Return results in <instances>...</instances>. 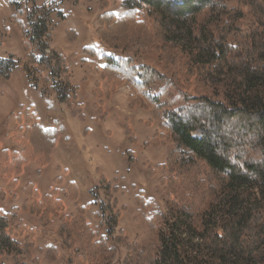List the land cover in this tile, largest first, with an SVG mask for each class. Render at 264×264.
Wrapping results in <instances>:
<instances>
[{
    "label": "trees",
    "instance_id": "obj_1",
    "mask_svg": "<svg viewBox=\"0 0 264 264\" xmlns=\"http://www.w3.org/2000/svg\"><path fill=\"white\" fill-rule=\"evenodd\" d=\"M13 6L18 12L19 4ZM125 7L123 16L105 9L98 19L97 35L114 54L102 55L105 66L94 90L95 108L108 115L106 102L129 84V109L151 111L159 125L144 146H167V159L156 170L170 174L159 180L166 210L142 190L135 196L139 231L128 244L126 263L264 264V0H125ZM51 12L48 3L34 4L27 14L29 28L16 13L12 18L30 63L50 68L46 83H53L60 101L66 102L73 93L77 99L79 86H73L66 57L50 48ZM140 38L156 50L157 65L143 62L139 49L128 51L132 40ZM19 66L16 55L0 56V80L11 79ZM24 68L29 75L30 66ZM60 75H65L64 83L53 80ZM5 124L7 135L23 148L0 149V204L18 197V177L26 165L51 162L65 134L58 120L44 128L32 107L10 114ZM126 134L132 144L138 142L128 125ZM127 153L135 162L133 150ZM198 162L212 170L214 180L208 198L194 206L176 196L181 173ZM58 171L50 193L41 194L28 183L21 206L0 208V258L34 247L33 228L13 220L28 213L42 227L60 220L57 233L68 264H108L110 235L127 209L120 207L119 180L101 176L109 200L101 201L95 225L87 218L90 205L66 213L65 200L77 201L80 191L75 182H66L65 169ZM62 248L49 244L42 251L54 260Z\"/></svg>",
    "mask_w": 264,
    "mask_h": 264
},
{
    "label": "crops",
    "instance_id": "obj_2",
    "mask_svg": "<svg viewBox=\"0 0 264 264\" xmlns=\"http://www.w3.org/2000/svg\"><path fill=\"white\" fill-rule=\"evenodd\" d=\"M5 27L8 28V33L3 35ZM70 32V30L67 32L68 35ZM22 42V33L11 20L0 23V55L15 54L21 60V66L14 70L11 79L0 80V149L15 151L23 148L20 143L17 144L21 146H16V141L7 135L8 128L5 124L9 115L18 113L22 107H32L44 128L52 127L58 120L65 128V134L59 139L53 150L52 160L49 164L40 167L36 162H30L25 166L24 172L18 177V200L22 197V189L28 183H34L41 194L50 193L52 186H54V179L59 175L58 168L60 167L66 170L62 174L66 182H75L80 191V197L77 201L65 200L68 214L76 213L78 205L87 206L94 202V193L92 192L98 186L101 176H106L109 179L116 177L121 179L119 199H121L122 193L126 191L122 181L127 179V172L132 175L135 171L138 179L142 175L145 179L142 181L143 184L147 180L155 179L159 173L155 174L152 171L149 174L148 168H154L156 164H162L166 161L167 147L163 145L144 146V143L154 136L159 125L157 121L153 120L151 111L141 108L134 111L129 109L128 98L131 93L129 84L122 85L112 99L106 102L105 109L108 115L100 114L95 108L97 100L94 96V90L97 82L102 80L101 72L105 66V62L101 58L102 53L95 46V42L99 44L98 41L96 40L94 43L87 41L83 37H79L78 34V38L74 37L72 41V45L76 46L64 48L59 52L67 59L73 85L79 86L78 98L74 99V102L79 103L82 112L80 110L79 112L75 111L74 108L77 106L60 101L58 92L54 89L49 88V91H44L40 83L35 86L31 82V78L28 77L24 68L28 58ZM86 48H93L96 54L94 53V55L93 51ZM78 52L77 58L75 55ZM47 85L50 87V84ZM124 109H128L129 117H132L133 114L136 115L130 122L133 127L136 128L138 122L146 125L141 124L144 126L143 129L134 128V134L136 130H139L136 134L138 139L136 144H132L126 134V125L128 124L124 123L123 120ZM141 112L149 115V118H140L139 113ZM155 127L157 128L154 134L149 133V130ZM112 133L114 134L112 137L117 139L115 142L110 139L109 135ZM127 144L129 148L126 147ZM140 146H143V152L138 154L135 147ZM128 149L136 152L135 162L130 161ZM39 170H41V174H38ZM131 183V187H137L134 190L132 188L137 194L140 191L137 186L138 181L133 178Z\"/></svg>",
    "mask_w": 264,
    "mask_h": 264
},
{
    "label": "rangeland",
    "instance_id": "obj_3",
    "mask_svg": "<svg viewBox=\"0 0 264 264\" xmlns=\"http://www.w3.org/2000/svg\"><path fill=\"white\" fill-rule=\"evenodd\" d=\"M13 2H17L19 4L20 6L18 8L19 13L16 12L15 7L13 6ZM45 3H48L52 10L50 14V27L53 34V40L50 42V48L52 50L61 52V50H63L64 48L70 46L71 47L76 46V45H72V41L74 40V37L78 38V34H79V37L81 36L87 41H93L94 43L97 40L99 44H96L95 42V46L100 50V53H102V55L107 53L114 54L112 53V50L108 47V45L102 40V38L99 35H97V29L99 26L98 19L105 9L107 11L113 12L117 16H123L127 12V9L125 7V0H32V1L31 0H0V23L1 22L5 23L6 21L11 20L13 24H15V20H13L12 16L14 13H16L19 21L24 20L25 24L27 25L26 27L29 28L27 23L28 11L34 6V4L41 6ZM69 30L71 32L68 35L67 32H69ZM6 33H8L7 27L4 28L3 35H5ZM120 43L123 44L124 42L120 41ZM29 44L32 49V52L35 55H40V52L37 50L36 45L30 42ZM149 44L145 41L144 38H140L139 41L137 42L132 40V43L129 45L128 51L139 49L140 58L143 62L152 65H157L158 54L156 53V50H154V48ZM75 56H77L78 58L79 52ZM26 62L27 63L25 65H29L31 68V72L29 73L28 77L32 78L31 82L35 86H38L40 83V86L44 91L45 90L49 91V88H52L57 92V90L53 86V83H50V87H47L48 83H46L47 82L46 79L51 76L50 75L51 70L48 66H46L45 64H38V65L32 64L30 63L29 58L26 59ZM64 76L65 75H60V77H56L53 80H56L58 82L63 81L64 83L65 80ZM1 80H5V79H1ZM73 97H74V93L70 95V98L65 103H68L69 105L77 106L74 109L76 112H79L81 106L78 105L79 103L74 102L75 98ZM124 111H125V115L123 116L124 123L128 124V126L132 128V131L134 133L135 126L133 127V124H131L130 122L132 118L136 117V115L133 114L132 117H129L130 113H128V109H124ZM23 112L24 114L26 113L25 111ZM139 117L147 119L149 118V115L141 112L139 113ZM141 124L142 123L138 122L135 129H139V128L143 129L144 126L142 125L145 124L142 125ZM156 128L157 127L150 129L149 133L154 134ZM138 131L139 130L135 131L136 133L134 134V136L138 134ZM109 136L111 137L110 139L112 141L114 142L117 141L116 137H112L114 136L113 133L110 134ZM11 138L14 139V141H16L15 143L16 146H21L20 141L16 140L12 136ZM126 147L129 148V145L127 144ZM135 150H137L138 154H141L143 152V146L135 147ZM133 152L135 153L134 155H136V152L134 150ZM167 155H168V148H167ZM158 165L156 164L154 168L152 167L148 168L149 174H151V172L153 171V173L155 174L159 173V175L153 180L145 181V184L142 183V181L145 180L142 177V175H140V179H138V176L135 171L133 172L132 175H130V172L129 173L127 172L128 174L127 179L125 178L122 181V183L125 184L124 188L126 191L122 193L121 199H119L121 204L120 207L125 205L127 206V209L123 211L118 226L116 227L114 233L110 235L109 241L112 252L110 254L109 257L110 260L108 264H127L126 258L128 257L129 254L128 244H131L136 240L139 231V222L135 218L136 216L139 215L137 214L139 211V207L134 197L136 192L133 191L134 189H137V187L136 186L131 187L132 185L131 182L133 178H135V180L138 181L137 186L140 190L144 191L145 193L144 197L146 199L154 200V202L157 203L162 210H166L165 191H164V187L160 184L159 180L161 177L168 178L170 174L167 169H165L166 171L165 170L161 171L163 169L156 170V167ZM213 174L214 173L212 172V170L201 162H198V165L196 167H193L192 169L184 170L181 173L182 176L177 189L179 191V196H176V198L179 199V201L182 203L190 204L194 206L202 203L210 195V190H211L210 183H212L214 180ZM0 176H1V171H0ZM117 179L119 180L120 183L121 179L120 178ZM1 184L2 182L0 180V185ZM97 185L98 186H96L92 192L95 193L97 196L93 195L94 202L90 205L87 212V218L95 225H98L100 223V221L95 216V212L100 209L101 201L106 200L107 202L109 200L108 196L101 188L100 179ZM18 189L19 187L17 188V192ZM21 193H22L21 199L18 200V197L16 199H8L6 203L0 204V208H2L4 211H7L11 206H15L11 204L15 203L18 204L17 206H21L23 204V200L25 196L23 194V191ZM66 213H68L67 210ZM107 214H110V212L107 211ZM13 220L16 223H25L28 227L33 228L32 231L34 237L33 242L35 245L29 251H24L23 247H21L20 251L17 250L12 255H5L1 257L0 264H68L67 250L62 248V238L57 233L58 227L60 225L59 219L55 220V223L57 221L56 224L54 223L49 227H42L40 225L39 219L28 213H22L20 217L17 218L15 217L13 218ZM37 228H40L39 231H36ZM19 240L22 243L21 245L23 246L24 239L21 238ZM49 244H55L59 248H62L61 250L59 249L60 253L58 254L57 259L49 260L47 258L46 253L42 251V249H44ZM128 264H132V263H128Z\"/></svg>",
    "mask_w": 264,
    "mask_h": 264
}]
</instances>
